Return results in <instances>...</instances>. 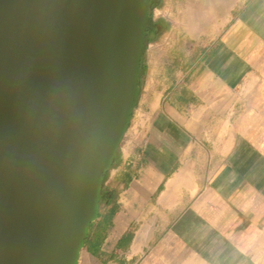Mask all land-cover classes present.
Segmentation results:
<instances>
[{"label": "crops", "instance_id": "obj_1", "mask_svg": "<svg viewBox=\"0 0 264 264\" xmlns=\"http://www.w3.org/2000/svg\"><path fill=\"white\" fill-rule=\"evenodd\" d=\"M155 11L170 44L148 53L77 264H264V0Z\"/></svg>", "mask_w": 264, "mask_h": 264}, {"label": "water", "instance_id": "obj_2", "mask_svg": "<svg viewBox=\"0 0 264 264\" xmlns=\"http://www.w3.org/2000/svg\"><path fill=\"white\" fill-rule=\"evenodd\" d=\"M149 2L0 0V264H77L137 101Z\"/></svg>", "mask_w": 264, "mask_h": 264}, {"label": "rangeland", "instance_id": "obj_3", "mask_svg": "<svg viewBox=\"0 0 264 264\" xmlns=\"http://www.w3.org/2000/svg\"><path fill=\"white\" fill-rule=\"evenodd\" d=\"M155 7H153L151 10H150V15L151 17H154V14H155ZM148 14H149V7H148ZM148 17V16H147ZM156 18V17H155ZM161 18V17H159ZM158 19V18H156ZM160 21V20H159ZM163 23V22H162ZM164 30V28L157 34L156 38L153 39V40H150L149 42H146V39H145V48L143 49L142 51V56H141V60H140V67H141V71H140V74H139V79H138V84H140V82H144V79L147 75V72H148V68H147V63H148V53L149 52H152L154 53V51L156 52V56H162L163 55V47H167L169 46L170 44V41L169 39H160V34L161 32ZM157 44H156V43ZM155 47H157V49H154ZM159 48V49H158ZM133 111V110H132ZM131 120H132V114H131V118H130V121L128 123V126L127 128L130 126V123H131ZM133 123V122H132ZM132 125V124H131ZM126 128V130H127ZM125 130V132H126ZM124 132V134H125ZM123 134V135H124ZM123 137V136H122Z\"/></svg>", "mask_w": 264, "mask_h": 264}, {"label": "trees", "instance_id": "obj_4", "mask_svg": "<svg viewBox=\"0 0 264 264\" xmlns=\"http://www.w3.org/2000/svg\"><path fill=\"white\" fill-rule=\"evenodd\" d=\"M160 0H150L149 2V14L146 23V42L156 38L157 34L164 28V24L159 20H153L150 15V10L159 4ZM102 191H100V196Z\"/></svg>", "mask_w": 264, "mask_h": 264}, {"label": "bare ground", "instance_id": "obj_5", "mask_svg": "<svg viewBox=\"0 0 264 264\" xmlns=\"http://www.w3.org/2000/svg\"><path fill=\"white\" fill-rule=\"evenodd\" d=\"M95 208V207H94ZM94 208H93V210H94ZM93 216V211L91 212V214L88 216V218H91ZM80 241V240H79ZM79 241H78V245H79ZM69 264H75V257H74V255L72 256V259H71V261H70V263Z\"/></svg>", "mask_w": 264, "mask_h": 264}]
</instances>
